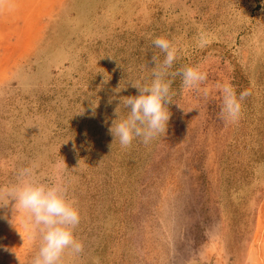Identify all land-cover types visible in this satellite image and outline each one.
I'll return each instance as SVG.
<instances>
[{"label":"rangeland","instance_id":"obj_1","mask_svg":"<svg viewBox=\"0 0 264 264\" xmlns=\"http://www.w3.org/2000/svg\"><path fill=\"white\" fill-rule=\"evenodd\" d=\"M155 37L208 95L167 77L165 133L122 147L109 128L163 59ZM218 82L249 93L235 123ZM25 167L79 212L83 250L61 264H264V0H0V187ZM14 203L0 264H30L39 236Z\"/></svg>","mask_w":264,"mask_h":264},{"label":"clouds","instance_id":"obj_2","mask_svg":"<svg viewBox=\"0 0 264 264\" xmlns=\"http://www.w3.org/2000/svg\"><path fill=\"white\" fill-rule=\"evenodd\" d=\"M152 46L159 49L163 59L157 54L153 55L155 67L151 69L150 82L132 83L139 94L121 99L120 106L126 109V114L120 117L116 109L118 118L109 128L114 140H118L122 147L129 146L136 138L148 143L165 133L170 115L165 105L170 102L172 95V81L167 77L179 75L183 88L208 95L207 87H201L207 80L206 72L198 66H185L170 71L176 60V50L170 41L164 37H155ZM216 89L220 101L218 118L225 123L237 122L241 116L242 101L249 95L248 91L243 90L237 95L228 82H218ZM32 173L31 167L20 169L18 182L0 187V197L6 198L8 203L15 201L14 209L26 215V227L30 235L34 239L39 236V247L30 264H61V257L66 251L78 255L83 250L82 243L73 235V229L80 220L79 212L66 199L64 186L33 182L29 179Z\"/></svg>","mask_w":264,"mask_h":264}]
</instances>
